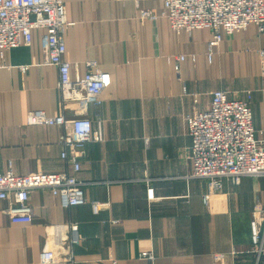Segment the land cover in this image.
<instances>
[{"label":"crops","instance_id":"0c3cea01","mask_svg":"<svg viewBox=\"0 0 264 264\" xmlns=\"http://www.w3.org/2000/svg\"><path fill=\"white\" fill-rule=\"evenodd\" d=\"M63 3L72 23L64 32L71 78L83 77L87 60L110 74L100 106L87 110L99 139L84 145L74 172L60 157L63 149L71 155L60 141L62 127L26 124L33 110L73 117V103L61 101L56 68L43 63L42 29L32 30L28 45L0 50V170L65 172L88 182L83 203L69 207L48 190H32L29 221L11 220L0 199V264H60L68 250L79 264H264L250 252L249 226L253 207L264 208V177L244 176L236 185L223 180L204 204L207 182L190 176L186 122L208 108L213 91L242 98L249 90L252 123L264 137L257 54L264 32L249 24L222 34L208 56L210 30L175 32L161 15L164 0ZM139 9L156 19H139ZM177 55L184 56L178 72ZM70 224L77 226L75 243ZM45 250L52 262L40 261Z\"/></svg>","mask_w":264,"mask_h":264},{"label":"built area","instance_id":"2783aa9c","mask_svg":"<svg viewBox=\"0 0 264 264\" xmlns=\"http://www.w3.org/2000/svg\"><path fill=\"white\" fill-rule=\"evenodd\" d=\"M124 1V0H120ZM162 16L175 32L208 29L211 37L207 42L208 56L222 34H232L254 24L258 32H264V0H164ZM148 9H139V19H156ZM72 23L66 19L63 0H0V50L18 45H28L33 29H42L40 48L44 64L57 70V89L63 103H73V117L48 115L42 110L29 111L26 124L58 125L62 127L60 141L71 150L60 152L68 159L74 172L80 168L78 158L83 155L84 145L98 140L91 121L87 117L89 105L100 106L101 93L110 85V74L99 69L94 60L84 62L83 77L70 76V63L65 57L64 32ZM264 78V48H258ZM183 55L176 56L174 69L179 70ZM22 72L27 65L19 66ZM252 94L238 98L228 90L217 89L211 93L208 108L187 117L190 144L187 156L191 162L190 176L203 178L207 191L202 195L204 204L222 190L223 180L238 184L244 176H264V137H259L252 123L250 101ZM88 184L73 174L65 172L15 174L11 169L0 170V199L7 200L6 214L11 220L29 221L32 210L28 204L34 189L48 190L57 196L63 206L83 203L82 187ZM147 196H153L148 187ZM94 209L96 204H93ZM250 252L256 261L264 258V208L256 205L249 222ZM72 243L77 242V226L69 225ZM144 256L146 254H143ZM53 252L45 250L40 255L42 263L53 261ZM147 258H152L147 255ZM60 264H79L71 250L63 256Z\"/></svg>","mask_w":264,"mask_h":264},{"label":"rangeland","instance_id":"374dc122","mask_svg":"<svg viewBox=\"0 0 264 264\" xmlns=\"http://www.w3.org/2000/svg\"><path fill=\"white\" fill-rule=\"evenodd\" d=\"M183 91H184V88H183ZM258 177V176H257ZM259 177H264V176H259ZM255 207V206H254ZM254 207H253V209H254ZM253 211V210H252ZM252 213V212H251Z\"/></svg>","mask_w":264,"mask_h":264}]
</instances>
